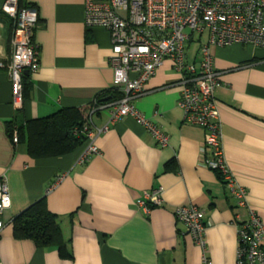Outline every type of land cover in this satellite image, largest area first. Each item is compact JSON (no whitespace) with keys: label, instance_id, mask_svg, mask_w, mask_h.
Listing matches in <instances>:
<instances>
[{"label":"crops","instance_id":"obj_1","mask_svg":"<svg viewBox=\"0 0 264 264\" xmlns=\"http://www.w3.org/2000/svg\"><path fill=\"white\" fill-rule=\"evenodd\" d=\"M38 16L33 41L39 69L24 74L23 103L11 104L6 67H0V177L7 179L11 205L1 220L0 264H203L202 251L174 216L193 204L205 210L206 254L211 264H235V214L244 213L218 173L200 163L202 129L187 125L178 107V74L165 60L134 101L136 109L169 135L160 148L133 118L110 124L96 139L98 154L78 162L87 141L70 153L33 158L14 143L17 127L62 108L84 107L112 89L109 32L84 25V0H24ZM0 0V62L11 57L12 19ZM196 36L187 61L199 66ZM195 44V45H194ZM194 45V46H193ZM221 86L215 96L222 126L224 159L247 201L264 220V49L234 44L212 47ZM109 110L97 109L89 125L104 127ZM14 125L12 137L7 123ZM161 188L163 203L148 213L136 205L145 191ZM44 199L57 215L72 257L56 246L37 247L14 235L13 220Z\"/></svg>","mask_w":264,"mask_h":264},{"label":"built area","instance_id":"obj_2","mask_svg":"<svg viewBox=\"0 0 264 264\" xmlns=\"http://www.w3.org/2000/svg\"><path fill=\"white\" fill-rule=\"evenodd\" d=\"M1 10L13 22L10 40L11 57L6 67L11 88V104L20 109L23 103L24 72L39 69V46L33 41L38 24L37 12L24 0H4ZM84 25L101 27L109 32L113 71L112 89L120 93L116 100L95 105L91 112L106 108L108 123L102 128L84 127L87 146L78 162L83 164L98 154V136L108 126L125 117L133 118L151 134L160 148L169 145V135L134 106L144 94V86L169 60L178 74L180 87L178 107L185 124L203 130L200 163L217 172L223 185L244 213L235 214L237 252L235 264H264V220L250 206L246 190L235 180L225 159L222 126L215 96L221 86L220 73L214 68L212 47L234 44L264 49V0H84ZM187 30L189 32H187ZM199 35L206 41L199 47L196 67L187 61V44ZM18 142L17 132L12 138ZM163 203L161 188L145 191L136 201L146 213ZM11 205L7 179L0 177V233L4 228L1 216ZM174 216L186 234L202 251L203 264H211L206 254L205 210L186 204L174 208Z\"/></svg>","mask_w":264,"mask_h":264},{"label":"trees","instance_id":"obj_3","mask_svg":"<svg viewBox=\"0 0 264 264\" xmlns=\"http://www.w3.org/2000/svg\"><path fill=\"white\" fill-rule=\"evenodd\" d=\"M120 96L118 91L110 89L98 95L87 106L62 108L47 118L32 120L25 126L16 128L18 142L25 143L27 154L33 158L70 153L87 141L84 127L89 126L94 106L106 104ZM107 97L110 99L103 101ZM6 129L12 137L14 125L7 123ZM218 176L221 179L219 174ZM13 230L16 237L30 239L37 247L56 246L63 259L72 257L63 240L59 218L48 210L44 199L34 202L16 216Z\"/></svg>","mask_w":264,"mask_h":264},{"label":"water","instance_id":"obj_4","mask_svg":"<svg viewBox=\"0 0 264 264\" xmlns=\"http://www.w3.org/2000/svg\"><path fill=\"white\" fill-rule=\"evenodd\" d=\"M24 74H28V72H27V71H25V72H24ZM109 99H110V98H109V97H107V98H104V99H103V101H107V100H109Z\"/></svg>","mask_w":264,"mask_h":264},{"label":"rangeland","instance_id":"obj_5","mask_svg":"<svg viewBox=\"0 0 264 264\" xmlns=\"http://www.w3.org/2000/svg\"><path fill=\"white\" fill-rule=\"evenodd\" d=\"M187 32H189L188 30H187ZM196 37L198 38L199 37V35H196ZM206 38V35H204L203 37H202V39L204 40ZM195 45V44H194ZM193 45V46H194Z\"/></svg>","mask_w":264,"mask_h":264}]
</instances>
